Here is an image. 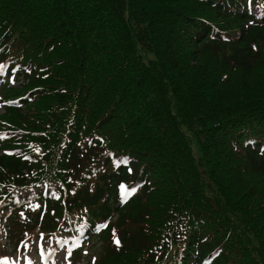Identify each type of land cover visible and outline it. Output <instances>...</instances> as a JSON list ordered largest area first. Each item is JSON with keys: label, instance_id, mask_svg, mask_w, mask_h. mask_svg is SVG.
Instances as JSON below:
<instances>
[{"label": "trees", "instance_id": "obj_1", "mask_svg": "<svg viewBox=\"0 0 264 264\" xmlns=\"http://www.w3.org/2000/svg\"><path fill=\"white\" fill-rule=\"evenodd\" d=\"M0 65L4 253L264 264V0H0Z\"/></svg>", "mask_w": 264, "mask_h": 264}, {"label": "rangeland", "instance_id": "obj_2", "mask_svg": "<svg viewBox=\"0 0 264 264\" xmlns=\"http://www.w3.org/2000/svg\"><path fill=\"white\" fill-rule=\"evenodd\" d=\"M2 112V109H0ZM6 240L4 239L3 243ZM74 245L73 241L68 239L64 241L46 242L42 240L31 241V253L20 264H73L69 251L72 250ZM88 250L84 254V259L87 261L91 259L92 254H96L98 249V243L96 239L88 245ZM9 251V249H7ZM0 264H7L6 261L0 259Z\"/></svg>", "mask_w": 264, "mask_h": 264}, {"label": "snow or ice", "instance_id": "obj_3", "mask_svg": "<svg viewBox=\"0 0 264 264\" xmlns=\"http://www.w3.org/2000/svg\"><path fill=\"white\" fill-rule=\"evenodd\" d=\"M2 67H3V65H0V68H2ZM135 191H136V188H132V189H131V192H129L128 195H131V193H134ZM126 198H127V197H126ZM104 227H107V225H104ZM113 232H114V234H115V230H113ZM41 239H43V234L41 235ZM114 243L116 244L117 247H119L120 244H121V241H120L119 238H115V239H114ZM26 246H27V245H26ZM69 255H71V251H69Z\"/></svg>", "mask_w": 264, "mask_h": 264}]
</instances>
